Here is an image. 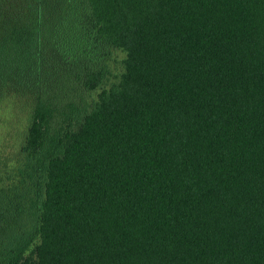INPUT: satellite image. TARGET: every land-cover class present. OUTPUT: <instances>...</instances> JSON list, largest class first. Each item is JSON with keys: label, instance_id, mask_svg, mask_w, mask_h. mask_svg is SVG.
<instances>
[{"label": "trees", "instance_id": "trees-1", "mask_svg": "<svg viewBox=\"0 0 264 264\" xmlns=\"http://www.w3.org/2000/svg\"><path fill=\"white\" fill-rule=\"evenodd\" d=\"M4 108L0 264H264V0H0Z\"/></svg>", "mask_w": 264, "mask_h": 264}, {"label": "rangeland", "instance_id": "rangeland-1", "mask_svg": "<svg viewBox=\"0 0 264 264\" xmlns=\"http://www.w3.org/2000/svg\"><path fill=\"white\" fill-rule=\"evenodd\" d=\"M25 118L22 113L9 108L0 109V154L12 150L17 140V132L24 129Z\"/></svg>", "mask_w": 264, "mask_h": 264}]
</instances>
